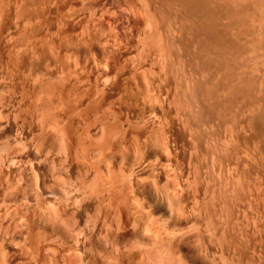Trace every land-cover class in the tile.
<instances>
[{
	"label": "rangeland",
	"instance_id": "1",
	"mask_svg": "<svg viewBox=\"0 0 264 264\" xmlns=\"http://www.w3.org/2000/svg\"><path fill=\"white\" fill-rule=\"evenodd\" d=\"M171 1L0 0V264H264L263 24L254 107L212 113Z\"/></svg>",
	"mask_w": 264,
	"mask_h": 264
},
{
	"label": "bare ground",
	"instance_id": "2",
	"mask_svg": "<svg viewBox=\"0 0 264 264\" xmlns=\"http://www.w3.org/2000/svg\"><path fill=\"white\" fill-rule=\"evenodd\" d=\"M160 1H164V0H160ZM166 2L165 3H167V1L168 0H165ZM174 2H176V3H178L179 4V8H180V10L183 12V14L185 15V17H186V19L185 18H183V19H185L186 21L184 22V20L183 19H181V20H183V24H181L180 26H181V30L183 31V32H185V34H188V35H185V37L186 38H188L187 36H190V39H191V42L190 43H188L189 41H187V44H191V43H195V44H197L198 45V50L195 52V51H193V49L191 48V46H193V44H191L188 48L189 49H187V50H190V48L192 49V50H190V51H193L194 52V55H193V58L194 59H196L195 57H197L202 63H200L201 64V66L203 65V66H205V67H207L208 69H210L211 70V72L213 73V75H214V72H215V75H216V73L218 72H220L221 73V76H219L218 75V77H221L220 79H219V81H217L218 82V85H217V83H215L216 81L215 80H218V78L217 79H215L214 81H213V79L211 80V81H213V83H214V85L216 84L217 86L216 87H218L219 86V89H220V87L221 86H223V87H226V88H222V90L223 89H226V90H224V93H225V91H227V93H225V94H228L227 95V99H226V101H225V104H223V102H224V100L222 99V97H224V96H226L225 94H221L220 96H222L221 97V99L223 100H219V98H220V96L218 97L217 96V100L215 99V101L214 100H212V97L214 96V95H217V93L219 92V91H222V90H217V91H215L214 90V88L216 89V87L214 86V85H212V86H214V88L212 87L211 88V85H210V83H208V81H207V78H208V75L210 74H208V75H205V73H203L207 78H205V79H203L202 80V78L201 77H203L202 75H200L199 74V77L198 78H201L199 81H201L203 84L204 83H206V82H204V80H206L207 81V83H206V85L207 84H209L208 85V87H206V85L205 86H203L202 84H200L199 82L196 84V85H194V83H193V87H194V89H193V91H195L196 92V94H198V96L196 97V94H193L191 91L189 92V94L187 95L188 96V98H190V94H193V95H191V97L193 98V97H196V99L194 100V104H197L198 105V107H200L199 106V104H200V102H196V101H198V97H199V101H201V104H203L202 106H208V107H210V109H207V111H218V113L220 114V112H221V107L223 108V109H225V110H228V111H226V113H228L229 112V114L231 113H233V112H236V110L235 111H229V108L232 106V105H234L235 104V101H237V102H240V104L242 105V104H250V107L252 106V104H253V102H254V100L253 99H255V97H258V96H255V94H256V90H257V87H258V90H260L261 89V86H257L256 87V85H255V83H256V81L254 80V79H252V72H253V69H251L250 67L253 65V60H252V62H251V58L249 57V54H250V52H251V48H252V50H253V48H256L255 50H257V47H259V46H257V41H255L254 40V42H257L256 43V45L254 46V45H251V43H253L254 44V42H252L253 41V39L251 40V38H252V36L254 37V32L256 31V29H258L257 31L258 32H260L262 29V25L261 24H263V27H264V0H173ZM173 1H171L170 3H172ZM160 4H161V2H160ZM169 4V3H168ZM167 5V4H166ZM177 5V4H176ZM168 6V5H167ZM170 6L172 7V5L170 4ZM170 7V8H171ZM161 8V7H160ZM165 8V7H164ZM168 8V7H167ZM166 8V9H167ZM173 8V7H172ZM171 8V10L173 11V9ZM177 8H178V6H177ZM176 8V6H175V10L177 9ZM178 8V9H179ZM159 10V9H158ZM164 10V9H163ZM170 10V9H169ZM168 9H167V11L168 12H171V10L169 11ZM166 11V12H167ZM177 11V10H176ZM163 12V11H162ZM161 12V13H162ZM165 12V11H164ZM163 12V13H164ZM178 12V11H177ZM172 13V12H171ZM174 13V12H173ZM176 13V12H175ZM168 14V13H167ZM179 14V13H178ZM177 14V15H178ZM160 15H162V14H160ZM164 15H166L165 13H164ZM163 15V16H164ZM170 17L171 16H169V14H168V17H166L165 16V18H169L170 19ZM181 17V16H180ZM164 18V17H163ZM173 19V18H172ZM259 19H260V21L262 22H259ZM164 20V19H163ZM162 20V21H163ZM171 20V19H170ZM174 20H176V19H174ZM179 20H180V18H179ZM223 20H225V21H223ZM167 21H169V20H167ZM177 21V20H176ZM223 21V22H222ZM171 22H173V21H171ZM179 22V21H178ZM182 22V21H181ZM177 23V22H176ZM180 23V22H179ZM255 23V24H254ZM165 24V23H164ZM170 25H171V23H169ZM168 24V25H169ZM173 24H175V21H174V23ZM178 24V23H177ZM169 25V26H170ZM165 26V25H164ZM175 26H176V24H175ZM171 27V26H170ZM169 27V28H170ZM165 28H166V26H165ZM168 28V27H167ZM173 28V27H172ZM171 28V29H172ZM177 29V28H176ZM179 29V28H178ZM169 30V29H168ZM167 30V31H168ZM180 30V31H181ZM171 31V30H170ZM180 31H178V32H180ZM182 31H181V33H182ZM234 32V34H233V32ZM173 32H177V31H174L173 30ZM177 35H179V34H177ZM181 35V34H180ZM182 36V35H181ZM247 36H251V38H247L249 41H251V43L250 44H245V43H247V41L243 44V43H241L240 41H242L243 40V38L246 40V38L245 37H247ZM179 37L180 36H178L177 38H178V41H179ZM185 37L184 38H182V40L181 41H184L185 40ZM175 39V38H174ZM184 39V40H183ZM189 39V40H190ZM188 40V39H187ZM248 41V42H249ZM186 42V41H185ZM184 42V43H185ZM176 43H179V42H176ZM175 43V44H176ZM183 43V42H182ZM172 44V43H171ZM173 44H174V42H173ZM174 44V45H175ZM181 44V43H180ZM180 44H179V46H180ZM186 44V43H185ZM195 44H194V46H195ZM258 44H260V42L258 43ZM172 46V45H171ZM178 46V45H177ZM177 46H175V47H177ZM188 46V45H187ZM253 46V47H252ZM169 47H170V45H169ZM173 47V46H172ZM181 47H182V44H181ZM180 47V48H181ZM185 48H186V46H184ZM197 47V46H196ZM174 48V47H173ZM195 48V47H194ZM170 49V48H169ZM178 49H179V47H178ZM181 49H183V48H181ZM259 49H260V47H259ZM259 49H258V51H256L258 54H259ZM255 50H253V51H255ZM173 51V50H172ZM174 52H179V51H174ZM173 52V53H174ZM188 53H189V51H187ZM247 52H249V54H248V56L247 57H249V58H246V55H247ZM255 52V53H256ZM168 53H169V50H168ZM180 53V52H179ZM178 53V54H179ZM185 53H186V51H185ZM185 53L183 54V55H185ZM252 53V55L250 54V56H252L253 57V54L254 55H256V56H258V54L256 53H253V52H251ZM172 54V53H171ZM246 54V55H245ZM169 55V54H168ZM176 55V54H175ZM180 55H181V53H180ZM190 55H192V52H191V54ZM189 55V56H190ZM170 57H172L171 55H169ZM177 56V55H176ZM186 56V55H185ZM188 56V55H187ZM195 56V57H194ZM179 57V56H178ZM172 58H174V57H172ZM180 58V57H179ZM185 58V57H184ZM255 58V57H254ZM253 58V59H254ZM257 58V57H256ZM178 59V58H177ZM189 59L191 60V57L189 58L188 57V61H189ZM179 60V59H178ZM259 61V58L258 59H256L254 62H258ZM185 61V60H184ZM191 61H193V59L191 60ZM195 61V60H194ZM200 61H198V63L200 62ZM252 63V64H250L251 66L249 67V63ZM188 64V63H187ZM192 64H193V62H192ZM195 64H196V61H195ZM181 65V64H180ZM183 65V64H182ZM254 65L257 67L256 69H258V67H260V66H258L259 64H257L256 65V63H254ZM260 65H261V63H260ZM191 66V65H190ZM200 66V67H201ZM254 66V67H255ZM181 67H183V66H181ZM192 67V66H191ZM190 67V68H191ZM195 67V66H194ZM193 67V68H194ZM200 67H198V68H200ZM188 68V67H187ZM196 68H197V64H196ZM204 67H202V71L204 70L203 69ZM207 69V70H208ZM256 69H254L255 71H256V73H257V71L259 70H256ZM189 70V69H188ZM188 70L186 71V72H188ZM201 70V69H200ZM210 70H208V71H210ZM185 71V70H184ZM191 71V70H190ZM206 71V70H205ZM204 71V72H205ZM197 72V71H196ZM259 72V71H258ZM195 73V72H194ZM253 73H255V72H253ZM256 73H255V75H256ZM190 74V73H189ZM191 75H193V74H191ZM194 75H196V73L194 74ZM211 75V74H210ZM201 76V77H200ZM204 76V77H205ZM189 77H191V76H189ZM211 77V76H210ZM211 78H213V77H211ZM210 78V79H211ZM192 79V78H191ZM193 80V79H192ZM197 80V79H196ZM197 80V81H198ZM255 82H254V81ZM195 81V80H194ZM194 81H192V82H194ZM210 81V82H211ZM191 82V83H192ZM196 82V81H195ZM212 83V82H211ZM190 86V85H189ZM210 86V87H209ZM192 88V87H191ZM256 88V89H255ZM260 88V89H259ZM190 89V88H189ZM257 90V91H258ZM187 91V88L185 89V92ZM217 92V93H216ZM186 93H188V92H186ZM214 93H216V94H214ZM182 94V93H181ZM257 94H260L259 93V91H258V93ZM256 94V95H257ZM184 95H185V93H184ZM184 95L183 96H181V97H184ZM185 95V96H186ZM195 95V96H194ZM219 95V94H218ZM255 96V97H254ZM214 97H216V96H214ZM261 98H262V96H261ZM186 99H187V97H186ZM214 99V98H213ZM180 100V99H179ZM192 100V99H191ZM193 100H192V102H193ZM182 101H183V99H182ZM187 101V100H186ZM260 101V99L258 100V102ZM262 101V100H261ZM260 101V102H261ZM191 102V101H190ZM189 102V103H190ZM196 102V103H195ZM236 102V103H237ZM251 102H252V104H251ZM186 103V102H185ZM184 103V104H185ZM255 103H257V99H256V102ZM255 103H254V105H255ZM192 104V103H191ZM190 104V105H191ZM239 104V105H240ZM261 104V103H260ZM181 105H182V103H181ZM186 105V104H185ZM236 105V104H235ZM238 105V104H237ZM257 106V108L259 107L258 106V104H256ZM249 106V105H248ZM184 107V106H183ZM232 107H234V106H232ZM232 107H231V109H232ZM237 106H235V108H236ZM247 107V106H246ZM245 107V108H246ZM250 107L249 108H247V109H250ZM252 107H254V106H252ZM261 107H263V109H259V111H257V113H255L256 111L254 110V108H252L253 110H245L246 111V113L247 114H249V112L251 111H253L252 112V114L253 113H255V115L252 117V118H250L251 119V122H252V124H253V127L254 128H256V129H254V130H257V132H258V134H257V136H263L264 137V106L262 105ZM240 109H241V107H239ZM239 108H237L238 110H239ZM256 108V109H257ZM200 109V112H202L201 111V108H198V110ZM204 109H206V108H204ZM222 109V110H223ZM243 109V108H242ZM233 110V109H232ZM237 110V111H238ZM204 111H206V110H204ZM220 111V112H219ZM198 112V111H197ZM210 112V113H211ZM199 113V112H198ZM203 113H205V112H203ZM203 113H201V114H203ZM212 113H214V112H212ZM217 113V115H219ZM223 113V112H222ZM221 113V114H222ZM238 113H240V111L238 112ZM237 113V114H238ZM243 113H244V109H243ZM243 113L241 114V115H243ZM237 114H235L234 113V115H237ZM252 114L251 115H249V117L250 116H252ZM206 115H208V114H205L204 116H206ZM209 115H211V114H209ZM233 115V114H232ZM199 116H200V114H199ZM202 116V115H201ZM204 116H202V117H204ZM223 116H225V114H223ZM223 116H218V117H220V120H221V117H223ZM226 116H227V114H226ZM238 116V115H237ZM239 116H240V114H239ZM238 116V117H239ZM209 117H211V116H209ZM209 117H208V119H209ZM217 117V118H218ZM229 117V116H228ZM227 117V118H228ZM233 117V116H232ZM231 117V118H232ZM235 117V116H234ZM237 117V118H238ZM243 117H244V115H243ZM249 117H247L246 116V119L247 118H249ZM217 118L215 119V122H216V120H217ZM240 118V117H239ZM242 118V117H241ZM245 118V117H244ZM202 119V118H201ZM205 121H206V119H205V117L203 118ZM219 119V118H218ZM222 119H224L226 122H228V120L227 119H225V117L224 118H222ZM230 119V118H229ZM233 119V118H232ZM203 120V121H204ZM213 120V119H212ZM219 120V121H220ZM231 120V119H230ZM229 120V121H230ZM236 120H238V119H236ZM211 121V120H210ZM214 121V120H213ZM218 121V122H219ZM240 121H241V119H240ZM248 121V120H247ZM247 121H245V122H247ZM217 122V123H218ZM231 122V121H230ZM234 122H235V119H234ZM221 123H224V121L222 122V120L220 121V123H218L217 124V127L219 128V124H221ZM229 123V122H228ZM233 123V122H232ZM231 123V126L233 125ZM236 123V122H235ZM234 123V124H235ZM238 123V122H237ZM248 123V122H247ZM225 125H227V127L226 128H228V124H226V123H224ZM224 124H222V125H224ZM249 124H251L250 122H249ZM221 125V126H222ZM234 126H236L237 127V125H234ZM225 127V126H224ZM233 127V126H232ZM236 127H234L235 128V130H236ZM248 127V126H247ZM251 127V126H250ZM231 127H229V129H230ZM249 128V127H248ZM229 129H226V130H229ZM233 129V128H232ZM250 129V128H249ZM220 130V129H219ZM221 130H222V128H221ZM225 130V128H224V131H226ZM232 131V130H231ZM255 134H256V132H255ZM259 139V138H258ZM263 141V140H262ZM264 143V142H263ZM260 144H262V143H260Z\"/></svg>",
	"mask_w": 264,
	"mask_h": 264
}]
</instances>
